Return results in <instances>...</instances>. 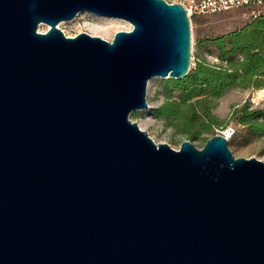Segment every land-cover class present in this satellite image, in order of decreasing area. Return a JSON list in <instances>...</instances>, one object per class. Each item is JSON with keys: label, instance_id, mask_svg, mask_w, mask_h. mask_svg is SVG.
<instances>
[{"label": "water", "instance_id": "1", "mask_svg": "<svg viewBox=\"0 0 264 264\" xmlns=\"http://www.w3.org/2000/svg\"><path fill=\"white\" fill-rule=\"evenodd\" d=\"M83 13L132 29L58 27ZM191 54L181 3L0 0V264H264V162L130 119Z\"/></svg>", "mask_w": 264, "mask_h": 264}, {"label": "rangeland", "instance_id": "2", "mask_svg": "<svg viewBox=\"0 0 264 264\" xmlns=\"http://www.w3.org/2000/svg\"><path fill=\"white\" fill-rule=\"evenodd\" d=\"M169 3H180L184 0H166ZM252 21L245 10H232L215 15H193L190 18L191 25V70L194 69L199 61L214 64L217 61V52L214 46L208 42L209 39L224 36L236 30H240ZM95 25L100 28L95 31L93 36H100L111 41L118 31H129L132 25L122 19L103 17L89 13H83L78 18L69 22H61L58 27L67 35L75 36L81 32L89 31ZM49 26L39 25V32H46ZM92 35V34H91ZM154 77L149 81L147 87V102L149 108L135 111L130 115L132 122H136L139 127L146 131L149 136L157 143H167L173 149L178 150L185 140H190L188 136L176 133L171 129L166 119L158 118L155 110L162 105L166 97L176 99L177 92L166 94L168 81ZM253 86L241 88L231 87L223 92L216 100V105L212 108V114L217 118L218 124L213 125L208 130L200 133L199 137L190 140L197 148H203L205 142L220 133L227 127L235 130L234 136L229 137L228 148L235 158H256L264 162V133L254 134L248 125L239 123V115L235 116V110L247 107L248 110L264 111V95H257L258 90Z\"/></svg>", "mask_w": 264, "mask_h": 264}, {"label": "trees", "instance_id": "3", "mask_svg": "<svg viewBox=\"0 0 264 264\" xmlns=\"http://www.w3.org/2000/svg\"><path fill=\"white\" fill-rule=\"evenodd\" d=\"M217 52L214 64L199 61L181 80L168 81L166 94L177 92L178 97L166 100L155 110L158 118L166 119L174 132L190 140L217 125L212 114L216 100L231 87H264V14L240 30L209 39ZM239 123L248 125L258 135L264 133V111L235 110Z\"/></svg>", "mask_w": 264, "mask_h": 264}, {"label": "built area", "instance_id": "4", "mask_svg": "<svg viewBox=\"0 0 264 264\" xmlns=\"http://www.w3.org/2000/svg\"><path fill=\"white\" fill-rule=\"evenodd\" d=\"M180 3L185 7L189 18L193 15H215L232 10H245L252 20L264 14V0H184ZM227 131L232 138L235 130L231 127H227L220 135L225 136Z\"/></svg>", "mask_w": 264, "mask_h": 264}, {"label": "bare ground", "instance_id": "5", "mask_svg": "<svg viewBox=\"0 0 264 264\" xmlns=\"http://www.w3.org/2000/svg\"><path fill=\"white\" fill-rule=\"evenodd\" d=\"M98 28H100V26H98V25H95V26H93V27L91 28V30H90L89 32L92 34V36H93V34L95 33V31H97ZM257 95H259V96L264 95V89H263V90H258V91H257ZM230 136H231V134H230L229 131L225 132V136H224L225 138H227L228 140H230V139H229Z\"/></svg>", "mask_w": 264, "mask_h": 264}]
</instances>
